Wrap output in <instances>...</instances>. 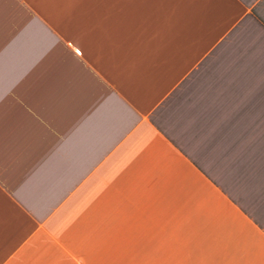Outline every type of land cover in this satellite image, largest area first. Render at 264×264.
Masks as SVG:
<instances>
[{
	"label": "crops",
	"instance_id": "1",
	"mask_svg": "<svg viewBox=\"0 0 264 264\" xmlns=\"http://www.w3.org/2000/svg\"><path fill=\"white\" fill-rule=\"evenodd\" d=\"M0 264H264V0H0Z\"/></svg>",
	"mask_w": 264,
	"mask_h": 264
}]
</instances>
